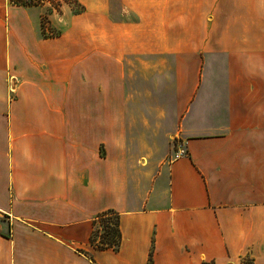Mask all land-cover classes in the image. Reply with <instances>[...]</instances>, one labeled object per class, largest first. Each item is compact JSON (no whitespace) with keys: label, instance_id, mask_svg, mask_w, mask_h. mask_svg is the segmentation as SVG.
<instances>
[{"label":"crops","instance_id":"1","mask_svg":"<svg viewBox=\"0 0 264 264\" xmlns=\"http://www.w3.org/2000/svg\"><path fill=\"white\" fill-rule=\"evenodd\" d=\"M59 6L0 0V264H264V0Z\"/></svg>","mask_w":264,"mask_h":264},{"label":"rangeland","instance_id":"2","mask_svg":"<svg viewBox=\"0 0 264 264\" xmlns=\"http://www.w3.org/2000/svg\"><path fill=\"white\" fill-rule=\"evenodd\" d=\"M37 7H40L42 9V11H43L42 12V17L45 16L46 18H49L50 15L57 14L58 12H56V11L60 10V8H57V7H54V6H52V8H51V7L47 6V5H37ZM71 9L73 10V12H78L79 11V6L78 5H74V7H71ZM54 12H56V13H54ZM123 17H126V16H123ZM47 22H49V21H47ZM48 27H49L48 35H57L58 32L51 30L49 24H48ZM129 94L131 96L135 97V92L134 91H131V92L129 91ZM145 98H146V93H145ZM167 105H168L167 109H166L167 115H165L166 116L165 118L167 120L168 119L170 120V119L175 118V114L173 113L174 109H173V106L171 104V101H170V103H167ZM144 109H145V113H146V110H151L152 108H148V109L144 108ZM153 109L158 110V106L153 108ZM176 111H177V107H176ZM137 117H138V115H136V117H134V120H136ZM148 117L150 118L151 115H149ZM155 118L157 119L158 117H155ZM158 123L162 127H164V129L161 128L162 131H155L154 133H149V134L153 135V137L147 139V141L144 142V144H146L145 146H149V149L150 150L151 149L155 150L156 153L155 154L143 153V154H139L138 156H133V158L134 157H138L137 160L141 161L143 163L145 162V160L151 158L150 159L151 162L155 161L157 163L160 160H164L165 161V160H168V159H171L172 157H174L175 153L178 151V145L181 143V139L179 137H176V136H167L165 139H163L164 130L167 129V128H170L171 125L169 123L170 126L168 127L167 122H165V123L158 122ZM155 125L156 124L154 122H152L151 126L154 127ZM145 132H146V130H145ZM152 173H153L152 171L148 172V177H146V176L145 177L146 178H150Z\"/></svg>","mask_w":264,"mask_h":264},{"label":"trees","instance_id":"3","mask_svg":"<svg viewBox=\"0 0 264 264\" xmlns=\"http://www.w3.org/2000/svg\"><path fill=\"white\" fill-rule=\"evenodd\" d=\"M15 4L23 6H34L30 4V0H14ZM80 7L78 12H82ZM41 34L44 39L55 37L54 35H46L41 22ZM121 232L119 227V215L113 211H107L100 215L93 222V229L89 237V245L95 250L117 251L121 244Z\"/></svg>","mask_w":264,"mask_h":264},{"label":"built area","instance_id":"4","mask_svg":"<svg viewBox=\"0 0 264 264\" xmlns=\"http://www.w3.org/2000/svg\"><path fill=\"white\" fill-rule=\"evenodd\" d=\"M9 1L11 3H14L15 2L14 0H9ZM29 2H30V4H32L34 6H37V5H47V6L51 7V8H52V6L58 8L59 5L62 4V0H30ZM47 21H48V18H46L45 16L44 17H41V22L43 24V30H44L45 34H48L49 33V27H48L49 22H47ZM11 92H12V90H11ZM184 155H185V152L180 147L179 150L176 152V154L174 156V160H177V159H179L180 157H182Z\"/></svg>","mask_w":264,"mask_h":264}]
</instances>
